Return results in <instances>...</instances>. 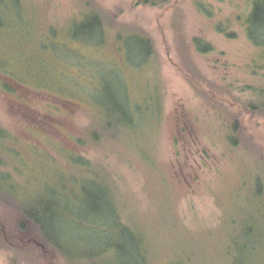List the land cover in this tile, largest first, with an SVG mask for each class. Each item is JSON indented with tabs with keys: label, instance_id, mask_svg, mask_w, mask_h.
Listing matches in <instances>:
<instances>
[{
	"label": "rangeland",
	"instance_id": "rangeland-1",
	"mask_svg": "<svg viewBox=\"0 0 264 264\" xmlns=\"http://www.w3.org/2000/svg\"><path fill=\"white\" fill-rule=\"evenodd\" d=\"M90 1L21 0L23 20L0 25V188L17 198H0V264H40L44 240L36 225L31 237L18 229L21 202L76 264H137L138 238L146 264L247 263L249 222L261 243L249 264H264V37L249 38L247 22L256 0ZM93 9L103 42L79 36ZM131 33L151 40L152 56ZM72 186L74 208L59 196ZM109 242L128 254L99 256Z\"/></svg>",
	"mask_w": 264,
	"mask_h": 264
},
{
	"label": "trees",
	"instance_id": "trees-1",
	"mask_svg": "<svg viewBox=\"0 0 264 264\" xmlns=\"http://www.w3.org/2000/svg\"><path fill=\"white\" fill-rule=\"evenodd\" d=\"M171 0H135L134 5L135 6H151V7H160L162 5H165L167 3H169ZM19 2H21V0H15L14 6L15 9L11 10L10 12L8 11V7H4V4H11L12 0H0V25H3V22L5 19L7 18H14L18 16L19 20H16L20 22V20H23V17H20V12L22 9V4L20 6V8H16L19 4ZM91 5V1L90 0H86V6L90 7ZM15 11V12H14ZM8 16V17H7ZM102 15L95 9L88 11L83 19L77 24L80 30V34L81 35H85V36H94V35H99L100 40L103 42L105 41L104 36H105V31L103 30V22H102ZM248 26L250 27L248 29V36L249 38H254V41L256 42L258 40V37H264L263 33H261L262 31H264V0H256L254 5H253V9L251 14L249 15L248 19ZM134 38L137 39L139 45L143 48L144 51H146V55L147 58L152 56L154 53L153 50V45L151 43V40L148 37H143L141 35L138 34H133ZM261 35V36H260ZM118 38H120V35H118ZM258 43H263L264 41L260 40V42ZM194 44L197 47V49L199 50V52L201 53H209L214 51V47L212 44L204 41L203 39H199V38H195L194 39ZM194 87L200 92V90L197 88L196 84H194L193 82H191ZM123 102V101H122ZM122 104V103H121ZM255 104V103H254ZM119 107V106H118ZM117 107V108H118ZM238 126H239V120L237 119H232L231 121V132H230V136H229V141L234 143V145L238 144V136H237V130H238ZM81 156L78 157L77 161L82 162ZM77 157L74 159L76 161ZM88 170H91L90 168ZM83 171V170H81ZM92 171V170H91ZM86 178V176L83 177V179ZM6 179V178H4ZM72 179V177H71ZM16 187V185H15ZM73 186H72V197H68V196H63V195H59L61 198L60 200H62L61 202H63L65 205L68 206H72L73 208L77 206V200H75L73 197ZM5 195L9 196V197H13L10 196L9 194H7V192H3L2 189L0 188V198H4ZM76 195V199L78 198L77 194ZM14 199H17L15 197H13ZM1 201V200H0ZM42 203H44V206L47 207H51L53 209H55V207H59L61 208L57 203H55L54 201H51L49 199L44 200ZM1 202H0V210L2 209L1 207ZM25 204L23 202H21L19 204V213L21 214V216L19 217V221H18V229L21 230H25L26 234L28 236L31 237L30 235V231H33V225H36L38 227V231H40L42 238H43V243L41 244L42 246V250L41 253H39L38 256V261L40 264H63L60 261V257H62L65 261V264H76L73 257L70 255V253L68 252V250H66L64 248V246L62 245L61 239H58L59 241H56L55 238L52 237V235L50 236L48 234L47 231H45V228L39 223V219L37 218V213L36 212H31L27 209H25ZM44 214H47V212L44 211ZM5 217V215H4ZM4 220V218L2 217V214L0 213V221ZM39 221V222H38ZM13 225H16V222L14 221V223H12ZM6 225V224H5ZM7 226V225H6ZM247 230H245L247 237L251 238L252 240H254V242L249 243V244H245L241 249L243 253L247 254L249 256V260L246 263V261L244 260V257H240L239 259H235V260H231L230 264H249L252 262L253 256H255L256 253V245L257 243L259 244V246L261 245V243L258 241L260 238L257 237L256 232L258 231L257 228L255 226L252 225V222H249L248 226L246 227ZM37 231V229H34ZM9 231V225L7 226V232ZM124 231H126V233H128V231L125 229ZM1 233V232H0ZM260 236H263V232H260ZM3 231H2V235H0V244H4L6 243L5 240L3 239ZM61 235H57L56 237L59 238ZM17 241L20 242V244L17 246V248H23L25 247L24 242L21 241V239H17ZM142 240L140 238H138V243L136 241V243H133L134 246V254H135V258H137V264H142L143 262L146 264V259H147V255L148 252L145 253V251L142 249V245H141ZM112 248H115L117 250V252H120L121 255L126 256V254H128V252L126 251L127 248L126 246H124L121 243H114V242H109L106 244H103L99 256H107L109 255V252L112 250ZM126 248V250H125ZM236 249H240L239 247H236ZM13 264H17L16 261ZM135 264V263H134ZM213 264V263H212ZM222 264V263H219Z\"/></svg>",
	"mask_w": 264,
	"mask_h": 264
}]
</instances>
